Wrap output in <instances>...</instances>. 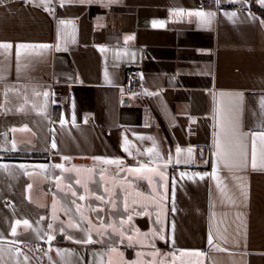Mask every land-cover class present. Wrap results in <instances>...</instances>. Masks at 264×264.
<instances>
[{
	"label": "crops",
	"instance_id": "obj_1",
	"mask_svg": "<svg viewBox=\"0 0 264 264\" xmlns=\"http://www.w3.org/2000/svg\"><path fill=\"white\" fill-rule=\"evenodd\" d=\"M48 7L54 11L41 0L0 3V44L12 45L0 48V113L30 115L0 131V162L33 169L8 176L5 188L24 191L33 207L30 196L47 192L48 212L55 202L73 227L65 232L46 219L40 238L33 223H21L15 236L0 238V264H264L259 136L252 167V133L264 131V20L250 0H65L63 7L51 0ZM197 11L215 15L210 23L187 15ZM132 67L148 88L138 100L122 96ZM229 122L239 133L230 140L221 131ZM218 137L226 157L217 155ZM140 164L156 172L127 171ZM85 230L96 242L75 243Z\"/></svg>",
	"mask_w": 264,
	"mask_h": 264
},
{
	"label": "rangeland",
	"instance_id": "obj_2",
	"mask_svg": "<svg viewBox=\"0 0 264 264\" xmlns=\"http://www.w3.org/2000/svg\"><path fill=\"white\" fill-rule=\"evenodd\" d=\"M7 110V109H5ZM29 111V109H26ZM26 111V112H27ZM26 112H22L20 116L12 117L9 115L8 111H4L0 113V115H3V113L7 116V119L4 121L0 119V131H6L10 132V130L13 129V126L15 125V122H18L19 124H25L29 123L30 121V115ZM0 138V147H4V143ZM6 145V144H5ZM33 169L27 168V167H14L13 165H9L8 163L0 162V238H8L9 233L11 231V228L13 226L16 227V229L20 225H16V220H28L30 223H33L35 225V231L38 232L37 235H33L36 237H42L40 234H44V228L47 225L48 221L46 219H49V221L53 222L54 224H58L65 228H62L65 232H70L72 227L69 226V224L72 225L71 217L67 212H63L60 216L58 212L55 210V217L54 212L50 213L47 210V203L50 197H48L47 192L44 194H35V196L31 195L30 199L33 201V199L36 200L37 207H33L28 203V196L25 194L24 191L21 193H14L12 192V187L5 188L6 184H9L6 182V178L11 175H15L14 173H27L32 172ZM9 186V185H7ZM53 199L56 200V195L53 196ZM45 217L44 221H41L42 217ZM49 217V218H48ZM60 217V218H59ZM60 219V221H58ZM71 219V220H70ZM11 246V245H10ZM11 246L10 248H12ZM10 257V256H9ZM7 258L6 261H8ZM4 261V260H3ZM2 261V262H3ZM11 264V263H9ZM12 264H15V261L13 260ZM32 264H45L44 260L38 258V260H35Z\"/></svg>",
	"mask_w": 264,
	"mask_h": 264
},
{
	"label": "snow or ice",
	"instance_id": "obj_3",
	"mask_svg": "<svg viewBox=\"0 0 264 264\" xmlns=\"http://www.w3.org/2000/svg\"><path fill=\"white\" fill-rule=\"evenodd\" d=\"M3 2H4V0H0V3H3ZM28 2H31V0H28ZM64 2H65V0H60V6H61V7H63ZM81 2H83V0H81ZM50 3H51V0H41V5L44 6V8H45L46 11H54L53 9H50V8L48 7V4H50ZM259 3H261L262 6H264V0H259ZM183 12H184V10L181 9V10H179V11L177 12V15H181V14H183ZM187 15H189V16H193V15H195V16H197V17H201V18H205V17H207V22L210 23V22H211V18H212L215 14H214V13H207V14H205L204 12L197 11V12H188ZM232 15L234 16L235 13H233ZM59 23H60L61 25H66V24H68V23H71V21L60 20ZM156 23H157V22L154 21V22H153V26H156ZM161 23H162V22H161ZM262 23H264V21H262ZM11 47H12V45L9 44V43H2V44H0V48L9 49V48H11ZM17 47H18L19 49H27V48L47 49V48L50 47V45H47V44H39V45H33V44H19ZM56 48H57V50H60V49H59V45H57ZM18 55H19V53H18ZM105 76L107 77V73H105ZM47 95H48V93L45 92V93H44V96H47ZM238 95L242 98V94H238ZM262 107H264V103H262ZM63 123H64V121L62 120V121H61V124H63ZM221 131L224 133L225 137L229 138V140H230L231 137L236 136V135L239 134V133H238V129H237V127L235 126V124H233V123H231V122H229L227 128H225V127L222 126ZM243 135H247V134H243ZM257 136H259V138L261 139V141L264 142V131H261V132H259V133H252V137H253V145H252V167H253V168L256 167V145H255V139H256ZM13 147H15V143H14V142H13ZM52 147H53V148L56 147V143H55V141H53V143H52ZM216 148H217V155H218V156L226 157V156L228 155V152L222 148V145H221V142H220L219 137H218L217 140H216ZM123 150H124L125 152H129V141H127V139H125V141H124V147H123ZM147 151H148V152H152L153 149H152V148H149ZM187 152H188V154H189V156H190L191 153H192V149H191V148L187 149ZM176 153H177V156H179V154L181 153V149H180L179 147H177V149H176ZM64 159H65V160H68L69 158H68V157H64ZM94 159H96V160H100L101 158H100V157H95ZM103 162H104L105 164H115V165H117L118 167H119L120 165L123 164V161H122V160H119V159H113V160L104 159ZM179 162H180L179 159H177V163H179ZM55 167H56V168H63V165L57 164V165H55ZM120 170L123 171L124 169L121 168ZM145 170L150 171V172H156V169H150V168H148L147 165H145V164H140L139 167L128 168V169H127V171L130 172V173H141V172H143V171H145ZM158 174H159V176L161 177V179L164 178V173H163L162 171L159 172ZM183 175H184V173H181V176H183ZM57 179L59 180V177H57ZM102 179H103V177H102ZM201 179H203L202 176H201ZM149 182L151 183V180H150ZM76 183H80V181L77 180ZM29 187H31V185H29ZM105 191H107V189H105ZM72 195H73V196H76L77 193H76V192H73ZM84 199H85V196H84V195H80V196H79V200H84ZM96 199H98V200H103L104 197H103V196H97ZM73 203H75V201H73ZM79 207H80V206L77 205V211H79ZM55 208H56V203L54 202V203H53L54 217H55ZM98 211H99V210H98ZM41 219H43V217H42ZM129 219H131V217H129ZM21 223H23V225H24L26 228H30V227H31V225H30V223H29L28 220H23V221L16 220V221H15V224H16V225H20ZM89 223H91V222L89 221ZM69 226L72 227L73 225L69 224ZM47 227H48L49 229H51V228L53 227V225H52V224H48ZM75 227H79V225H75ZM109 227H111V225H110ZM114 230H115V229H114ZM16 232H17V229H16L15 226H13V227L11 228V233H12V235L15 236V235H16ZM0 235H2V234H0ZM85 235H86V239H84V240H75L74 242H75V243H85V244H91V243L96 242V241H94V240L92 239L91 233H90L89 231L85 230ZM120 235H121V237H123L124 233L121 232ZM153 235H154V236H155V235H158V233H153ZM68 238H69V239H72L71 236H69ZM159 238H160V239H164V236L160 235ZM52 239H54V237H53L52 235H49V236H48V240L51 241ZM127 239L129 240V242L132 241V237H131V236H128ZM208 242H209V244L212 243V236H211V234L209 235ZM15 251H16V254H17V255H20V254H21V252H20L19 249H16ZM57 251H58V254H59V251H60V250H57ZM109 251H110V252H117V249H116L115 247H112V248L109 249ZM196 254H197V255H201L202 253H196ZM119 255L122 256L123 254H122V253H119ZM140 255H141V253H137V256H138V257H139ZM153 255H155V253H154ZM24 260H25V261L28 260V257H27L26 255L24 256ZM131 264H140V261H139V260H135V261H132Z\"/></svg>",
	"mask_w": 264,
	"mask_h": 264
},
{
	"label": "built area",
	"instance_id": "obj_4",
	"mask_svg": "<svg viewBox=\"0 0 264 264\" xmlns=\"http://www.w3.org/2000/svg\"><path fill=\"white\" fill-rule=\"evenodd\" d=\"M122 86V96L130 99H142L148 89L143 84L141 78V70L136 67L129 68Z\"/></svg>",
	"mask_w": 264,
	"mask_h": 264
},
{
	"label": "trees",
	"instance_id": "obj_5",
	"mask_svg": "<svg viewBox=\"0 0 264 264\" xmlns=\"http://www.w3.org/2000/svg\"><path fill=\"white\" fill-rule=\"evenodd\" d=\"M251 9L264 20V8L259 6L256 0H250ZM36 156H24L19 154H7L6 159L10 160H23V159H33Z\"/></svg>",
	"mask_w": 264,
	"mask_h": 264
}]
</instances>
